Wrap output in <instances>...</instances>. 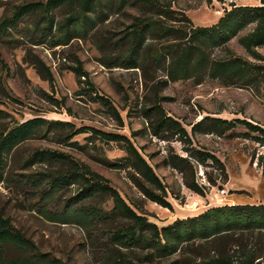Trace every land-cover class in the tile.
Returning <instances> with one entry per match:
<instances>
[{
    "label": "rangeland",
    "instance_id": "obj_1",
    "mask_svg": "<svg viewBox=\"0 0 264 264\" xmlns=\"http://www.w3.org/2000/svg\"><path fill=\"white\" fill-rule=\"evenodd\" d=\"M47 0H0V22L14 15L18 6ZM170 15H159L143 5H127L121 12L109 11L98 20L85 38L74 37L68 44H38L35 25L41 19L39 10L32 11L12 26L8 33L0 31V131L19 122L43 117L71 122L88 131L67 137L70 132L53 130L34 133L16 145L6 159L0 178V211L11 218L37 245L41 252L67 264H119V257L138 264H223L224 258L241 263L264 264V230H236L210 238L194 239L179 245L172 255L160 256L142 245L121 246L111 240L114 230L131 225L132 220L113 212V197L98 193L91 203L110 211L106 220L87 225L53 222L41 215L33 205L38 200V184L28 177L34 173L66 170V159L28 160L37 150H51L68 155L82 166L100 173L138 213L159 227L179 218L197 216L209 208L234 204H264V141L259 134L242 124L225 132L210 131V119H245L264 128V85L258 88L228 84L208 73L188 79L172 80L168 75L170 57L142 63L139 68L115 65V56L127 48L121 39L134 16L163 19L174 27V36L150 37L148 43L171 50L188 44L185 31L192 27L216 24L232 4L258 6L264 0H158ZM72 7H54L50 15L59 24ZM190 19V22L184 19ZM249 24L224 44L208 45L211 59L239 56L260 62L240 42L250 33ZM175 45V46H174ZM264 56V46L257 47ZM73 68H81L79 76ZM102 98L108 99L117 116ZM160 104L165 112L177 119L188 131L189 140L164 131L156 135L155 112L146 110ZM201 128L193 132V126ZM92 129L126 136L137 147L163 183L165 198L172 207H164L147 197L141 185L161 193L131 167L112 165L127 155L124 141H107ZM192 149L205 150L217 156L202 163L191 156ZM172 156H183L189 163L174 167ZM194 178L198 189L190 187ZM46 180L43 184H46ZM78 185L59 189L50 195L47 206L53 214L63 213L65 199ZM45 204V203H44ZM10 257L25 253L13 245L6 246Z\"/></svg>",
    "mask_w": 264,
    "mask_h": 264
},
{
    "label": "trees",
    "instance_id": "obj_2",
    "mask_svg": "<svg viewBox=\"0 0 264 264\" xmlns=\"http://www.w3.org/2000/svg\"><path fill=\"white\" fill-rule=\"evenodd\" d=\"M64 4L72 7V12L59 24L50 15L54 7ZM127 5H143L148 10H154L159 15H170L158 0H47L46 2H29L17 7L11 17H5L0 22V31L5 33L12 26L29 15L32 11L39 10L41 19L35 25L38 35V44L50 42L51 46L68 44L74 37L85 38L90 28H93L98 20L108 17L109 11L116 9L121 12ZM190 22V19L184 16ZM255 23V28L250 33L240 37L241 44L260 62L245 60L239 56H230L224 59H211L207 52L208 45L215 46L224 44L249 24ZM127 31L121 39H127V48L115 56V65L125 68H139L142 63L155 58L170 57L168 75L172 80L188 79L208 73L212 77L222 78L228 84L240 87H254L260 89L264 85V56L257 51V47L264 46V5L249 6L232 4L231 9H225L224 15L219 21L208 27H192L185 33L188 44L183 48L171 50L169 45L148 43L150 37L174 36V27L168 25L163 19L151 17L134 16L131 24L127 25ZM79 76H86L81 68H73ZM113 112L119 116L117 110L108 99L102 98ZM155 112L157 114L154 122L156 135L164 131L171 132L183 139L189 140L187 129L175 118L168 115L160 104L146 110V115ZM210 119V131L225 132L236 128L239 124L249 130L257 132L260 141H264V128L245 119L228 120L224 118ZM201 128V122L193 126V132ZM67 131V137H73L78 133L88 131L90 128H76L71 122L50 120L36 117L24 122H19L12 128L0 131V178L3 177L6 159L12 149L19 143L28 139L34 133L46 134L53 130ZM98 136L107 141H124L127 145V155L114 162L112 165L119 168L131 167L139 173L146 182H149L161 193L141 185L145 195L152 201L164 207L171 208V203L165 198L166 191L163 183L155 173L153 167L148 163L137 147L126 136L118 133H110L102 130L92 129ZM191 156L202 163L208 159L221 164L219 158L205 150L192 149ZM66 159L71 167L52 173H34L28 177L38 184V200L33 205L46 219L53 222L77 223L86 228L89 223L98 220H106L110 217V211L99 205L91 203L92 198L98 193L112 195L114 207L113 212H119L132 220L131 225L117 228L111 235V240L121 246L142 245L151 249L149 255L156 253L160 256L172 255L178 251L179 245L194 239L210 238L217 234L236 230H264V204H234L215 206L203 213L179 218L172 224L159 227L156 223L149 221L145 216L138 214L111 185L110 181L86 166L80 165L68 155L51 150H37L28 160L45 158ZM170 163L174 167L189 163L193 170L192 162L183 156H172ZM222 165V164H221ZM194 175V170L192 171ZM46 184L43 181L46 180ZM78 185L76 192L65 199L63 213L56 215L50 212L47 202L49 196L54 195L59 189ZM190 187L198 189L192 178ZM45 203V204H44ZM13 245L25 254L10 257L6 252V246ZM119 264H138L130 261L116 259ZM223 264H241L224 258ZM0 264H67L61 259L52 257L50 254L41 252L35 242L28 238L21 230L16 228L11 218L0 211ZM242 264H249L248 261Z\"/></svg>",
    "mask_w": 264,
    "mask_h": 264
}]
</instances>
